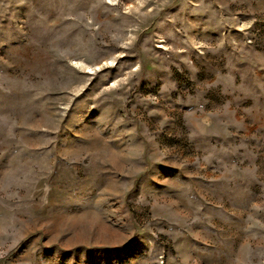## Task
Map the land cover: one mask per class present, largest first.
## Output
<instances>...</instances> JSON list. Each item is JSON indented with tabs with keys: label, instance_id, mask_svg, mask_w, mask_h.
<instances>
[{
	"label": "rangeland",
	"instance_id": "obj_1",
	"mask_svg": "<svg viewBox=\"0 0 264 264\" xmlns=\"http://www.w3.org/2000/svg\"><path fill=\"white\" fill-rule=\"evenodd\" d=\"M0 264H264V0H0Z\"/></svg>",
	"mask_w": 264,
	"mask_h": 264
}]
</instances>
